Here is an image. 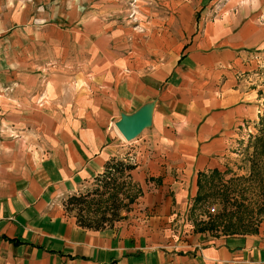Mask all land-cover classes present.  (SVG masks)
<instances>
[{
    "label": "crops",
    "instance_id": "1",
    "mask_svg": "<svg viewBox=\"0 0 264 264\" xmlns=\"http://www.w3.org/2000/svg\"><path fill=\"white\" fill-rule=\"evenodd\" d=\"M156 1L143 32L101 34L78 57L58 31L0 14V264H264V219L172 239L198 175L234 159L257 119L263 98L240 77L264 62V0ZM145 105L149 126L126 140L115 122ZM120 160L142 191L133 213L98 229L66 216L63 199Z\"/></svg>",
    "mask_w": 264,
    "mask_h": 264
},
{
    "label": "rangeland",
    "instance_id": "2",
    "mask_svg": "<svg viewBox=\"0 0 264 264\" xmlns=\"http://www.w3.org/2000/svg\"><path fill=\"white\" fill-rule=\"evenodd\" d=\"M198 1H205V6L213 4L214 0ZM158 4L156 0H0V14L21 11L23 20L28 23L38 21L44 29L58 31L65 44L63 52L77 53L78 57V52H93L94 43L100 45L96 38L101 39V34L108 36L116 29L130 27L143 32L148 26V15ZM201 10L196 11L197 17ZM94 11L100 12V25L84 17ZM262 64L264 62L249 64L251 69L240 77L242 83L257 89L263 98L256 109L257 119L243 123L245 134L240 138L234 159L220 169L198 175L195 197L183 216H177L176 237L172 238L177 244L197 246L208 236L251 234L264 219V146L260 147L263 152L260 148L255 152V137L264 129ZM74 77L75 74L70 80ZM122 162L132 164L129 160ZM129 171L110 175L106 171L66 196L62 201L64 214L77 222L83 220L99 227L127 219L142 194L141 188L128 176Z\"/></svg>",
    "mask_w": 264,
    "mask_h": 264
},
{
    "label": "water",
    "instance_id": "3",
    "mask_svg": "<svg viewBox=\"0 0 264 264\" xmlns=\"http://www.w3.org/2000/svg\"><path fill=\"white\" fill-rule=\"evenodd\" d=\"M151 105H145L132 114H121L115 125L126 140L136 137L144 128L149 126L151 118Z\"/></svg>",
    "mask_w": 264,
    "mask_h": 264
},
{
    "label": "trees",
    "instance_id": "4",
    "mask_svg": "<svg viewBox=\"0 0 264 264\" xmlns=\"http://www.w3.org/2000/svg\"><path fill=\"white\" fill-rule=\"evenodd\" d=\"M261 146H264V129H262L261 133L255 137V150H256L255 152H257ZM260 151L263 152V150H261V148H260ZM133 167L134 166L132 164L124 163L120 160V161H116L114 163L108 164L106 171H107V175H110V174H112V172L113 173L114 172L115 173H117V172L121 173L124 170L129 171ZM78 224L82 227H87V228H95V229L100 228L98 226V224L92 225L90 222H85L83 220H79Z\"/></svg>",
    "mask_w": 264,
    "mask_h": 264
}]
</instances>
